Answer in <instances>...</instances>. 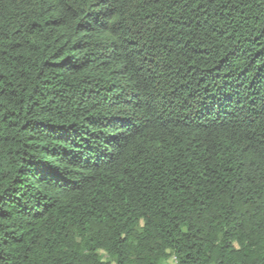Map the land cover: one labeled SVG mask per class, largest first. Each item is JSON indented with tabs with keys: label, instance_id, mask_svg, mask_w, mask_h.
Returning <instances> with one entry per match:
<instances>
[{
	"label": "trees",
	"instance_id": "1",
	"mask_svg": "<svg viewBox=\"0 0 264 264\" xmlns=\"http://www.w3.org/2000/svg\"><path fill=\"white\" fill-rule=\"evenodd\" d=\"M0 264H264V0H0Z\"/></svg>",
	"mask_w": 264,
	"mask_h": 264
}]
</instances>
